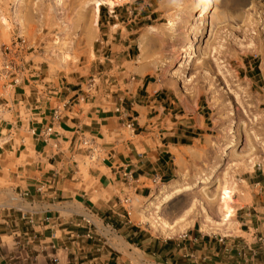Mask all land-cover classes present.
<instances>
[{"label": "crops", "instance_id": "obj_1", "mask_svg": "<svg viewBox=\"0 0 264 264\" xmlns=\"http://www.w3.org/2000/svg\"><path fill=\"white\" fill-rule=\"evenodd\" d=\"M120 29L119 42L118 29L105 43L115 52L108 71L43 77L28 66L4 103L0 264H79V256L80 264H248L257 252L264 260V238L254 235L264 232V222L249 213L241 214V229L231 237L193 228L175 241L155 237L133 220L135 201L193 167L214 141L207 102L171 91L152 68L136 73L128 37L135 31ZM57 107L63 111L54 122ZM125 115L134 128H127ZM51 126L52 134L44 135ZM83 139L94 140L95 161L80 146ZM262 176L241 181L238 210L249 211L256 199L264 209ZM11 196L17 206L6 202Z\"/></svg>", "mask_w": 264, "mask_h": 264}, {"label": "rangeland", "instance_id": "obj_2", "mask_svg": "<svg viewBox=\"0 0 264 264\" xmlns=\"http://www.w3.org/2000/svg\"><path fill=\"white\" fill-rule=\"evenodd\" d=\"M95 1L0 0V17L8 24L7 44H0V62L4 57L21 60L43 77L75 73L89 77L108 71L115 52L105 43L110 36L116 37L118 29L117 42L120 28L135 31L128 37L135 49L131 60L136 65L139 43L145 37L144 73L152 68L153 77L170 85L171 91L201 96L210 106L208 133L214 142L204 148L193 167L179 171L176 179L154 187L147 198L135 201L133 220L166 241H175L193 228L210 236L231 237L240 231L238 222H243V213L264 222V209L257 199L249 211L238 210L242 203L241 181L264 175V0H212L197 24L202 0H122L112 8L99 7L97 30L87 40L76 29V20ZM20 19L27 21L34 34L30 41L21 34ZM170 23L175 28H170ZM195 24L197 31L191 30ZM21 38L26 42L24 50L18 46ZM195 39L194 53H185L187 43ZM152 55L157 57L156 66L150 65ZM7 84L0 74V125L8 119L4 103L14 93L12 88L4 89ZM209 174L211 182L202 184ZM172 184H190L192 188L163 204L158 191ZM12 198L6 202L17 206V199ZM207 218L225 224L228 233L203 230ZM179 223L188 226L176 234L166 233L161 227L165 224L178 228ZM242 229L250 232L248 226ZM254 235L257 241L264 238V232ZM257 253L248 264H264ZM80 257L76 260L79 264L83 261Z\"/></svg>", "mask_w": 264, "mask_h": 264}, {"label": "bare ground", "instance_id": "obj_3", "mask_svg": "<svg viewBox=\"0 0 264 264\" xmlns=\"http://www.w3.org/2000/svg\"><path fill=\"white\" fill-rule=\"evenodd\" d=\"M120 2H122V0H96L95 5L89 7L88 12L86 10H84L86 12H83L81 15L78 16V18L76 20V25H75L76 29H78L79 32L82 34V36L84 38H86L87 40L93 38L92 35L97 30L96 24L98 21V9H99V7L102 5H108L109 7L112 8L117 3H120ZM207 10H208V4H204L202 6L201 13L197 16V19L195 21L196 24H197V21H201V19L205 16V14L207 13ZM19 23L21 25V34L23 35L24 38H26L27 40L30 41L33 38L34 34H33L32 30L30 29L29 24L24 19L23 20L20 19ZM196 24L193 26V28L191 27L192 28L191 30L197 31L198 28H196ZM169 26H170V28H175L173 23H170ZM150 30H151V35H153L154 34V32H153L154 28H151ZM7 32H8V24L4 23L2 18L0 17V44L6 43L8 41ZM196 40L197 39H195L194 41L192 40L189 43H187L188 45L185 47V53H192L193 52ZM139 51H140V56H139L138 61H137V70L135 72L138 74H144L145 69H146V62H145V59H146L145 58L146 41H145V37H143L140 40ZM181 59H183V58H181ZM180 68H181V64H179V66H178V69H180ZM210 182H211L210 174L205 176L203 178V180L201 181V183L205 184V185L209 184ZM191 188H192V186H190V184L185 185V186H182V185L178 186V184H172L170 186L163 187V190H159L158 194L162 196L163 204H166L169 201L180 196L184 192L190 190ZM201 210L204 211V208ZM200 214L202 215L201 212H200ZM204 219H205V217H204ZM184 220L181 222H187ZM202 224H203V230H208V232L209 231L210 232L211 231L221 232V233H224V235L228 233L229 227L225 226V224H223V223H217V222L213 223L210 221V218H209V220L207 218V221H204ZM187 226H188L187 223H184L182 225L180 224V227H178V228H177V226L175 228V227H167L165 224L161 225L163 231H165L166 233L170 232L171 234H176L178 232H181Z\"/></svg>", "mask_w": 264, "mask_h": 264}, {"label": "built area", "instance_id": "obj_4", "mask_svg": "<svg viewBox=\"0 0 264 264\" xmlns=\"http://www.w3.org/2000/svg\"><path fill=\"white\" fill-rule=\"evenodd\" d=\"M25 44L26 42L24 39H20V44L18 45L20 47V50L25 49ZM27 51V50H25ZM27 63H22V61H18L17 59L9 58V57H4L3 61L0 62V74L5 80H8V86L10 88H15L18 85H20L24 78L25 75L29 74V69L26 67ZM62 111L63 109L61 107H57L54 110V113L52 115L53 121H59L60 117L62 116ZM125 118H128V122L126 123L127 128L132 129L134 128V119L132 117H127L125 115ZM33 134L35 135V131H32ZM53 132V126L49 127L48 129L45 130L44 135L49 136ZM80 146L82 149L87 151L88 157L90 161H95L98 159L99 156V151L97 146L95 145L94 140L92 139H83L80 141ZM125 204L129 203V200L124 201Z\"/></svg>", "mask_w": 264, "mask_h": 264}, {"label": "clouds", "instance_id": "obj_5", "mask_svg": "<svg viewBox=\"0 0 264 264\" xmlns=\"http://www.w3.org/2000/svg\"><path fill=\"white\" fill-rule=\"evenodd\" d=\"M202 2H203L204 4L211 5L212 0H202Z\"/></svg>", "mask_w": 264, "mask_h": 264}]
</instances>
